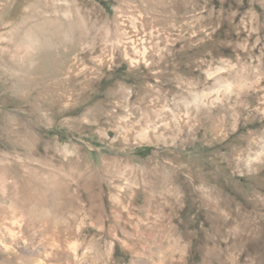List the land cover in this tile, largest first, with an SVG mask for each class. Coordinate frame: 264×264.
Instances as JSON below:
<instances>
[{"label": "rangeland", "instance_id": "374dc122", "mask_svg": "<svg viewBox=\"0 0 264 264\" xmlns=\"http://www.w3.org/2000/svg\"><path fill=\"white\" fill-rule=\"evenodd\" d=\"M261 183L264 0H0V264H264Z\"/></svg>", "mask_w": 264, "mask_h": 264}, {"label": "bare ground", "instance_id": "6f19581e", "mask_svg": "<svg viewBox=\"0 0 264 264\" xmlns=\"http://www.w3.org/2000/svg\"><path fill=\"white\" fill-rule=\"evenodd\" d=\"M81 1V0H80ZM79 3V2H78ZM75 5V4H74ZM46 21V20H45ZM50 21V20H49ZM47 22H48V20H47ZM51 22V21H50ZM49 22V23H50ZM43 23H45V24H47L46 22H43ZM56 24V27H58V28H60L61 27V24H62V22L59 20V18L58 17H55V20H54V22L52 23H50L51 25L52 24ZM50 24H47V25H50ZM55 26V25H54ZM137 29V28H136ZM58 32H56V35H55V37H56V39L58 40V42H59V44H61L62 46H66V50L63 52V54H61V53H59V52H57V56L56 57H60L61 55L62 56H64V57H66V56H68L69 54L70 55H73V54H75L76 53V51H77V49H78V46H77V41H67L66 40V37L64 36V34H62L61 33V31H59V29L57 30ZM73 28L71 27L70 28V33H71V35H73ZM32 36H31V34L30 33H27L26 34V37H25V41H28L30 38H31ZM140 39H143V37H141ZM142 41V40H141ZM51 46V45H50ZM52 48L53 47H50V48H46V49H44V51L42 52V54H40V56L44 59V60H50L51 58H52V56H53V54H54V52H55V50L53 49L52 50ZM130 49V48H129ZM141 51V50H140ZM143 51V50H142ZM144 52V51H143ZM130 53V52H129ZM132 53V52H131ZM137 53V52H136ZM135 53V54H136ZM139 53V52H138ZM137 53V54H138ZM146 53V52H145ZM145 53H140L138 56L137 55H135V54H131V58H132V61L134 62L135 61V59H138V57H142V58H144V60H145ZM52 60H54V58L52 59ZM42 69V68H41ZM43 69H46V67H43ZM207 100V99H206ZM212 99H210V101H211ZM207 102V101H206ZM261 187H264V184H262L261 183ZM232 203V202H231ZM231 203H228V202H225V203H223V205L220 207V209L221 210H223L224 212H232V210H233V207H232V204ZM219 208H216V210L215 211H213V212H210V214H205V216L206 217H208V219H210L211 221H212V224H213V233H216V234H218L219 236H225V235H227V233H229V231H230V229H232L233 227H235V225H234V223L237 221L238 222V220L237 219H234V221H230L229 222V219H226V218H224V217H222V216H220L219 215V210H218ZM207 219V218H206ZM263 220V222H262V224H264V218L262 219ZM254 224V223H253ZM258 224H255L254 225V227L255 228H258ZM247 228H250V230H251V228H253V225H252V227H251V224H249V225H244V227H242V228H236V230H237V233H239V234H246V233H250V230H248ZM240 229V230H239ZM243 230V232H242V230ZM209 232V231H208ZM207 233V232H206ZM257 237V236H256ZM256 237H255V239H254V237L253 236H251V237H249L250 239H249V241L251 242V244H252V246L254 247L255 245L257 246V239H256ZM206 238V237H205ZM256 240V241H255ZM205 241V240H204ZM249 244V243H248ZM255 246V247H256ZM204 247V245H201V247H200V250H199V252H201L202 253V251L203 252H205V247ZM209 249V248H208ZM211 250V249H210ZM208 251V250H207ZM214 252V251H213ZM207 255H209V254H207ZM205 258V257H204ZM203 259V258H202ZM210 259V258H209ZM228 260V259H227ZM208 261V260H207ZM206 262V261H205ZM208 262H210V261H208ZM223 264V263H222Z\"/></svg>", "mask_w": 264, "mask_h": 264}]
</instances>
